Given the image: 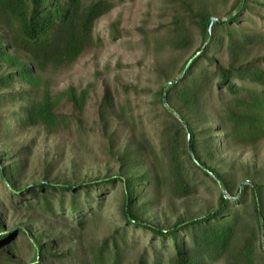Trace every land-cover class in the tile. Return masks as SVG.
Instances as JSON below:
<instances>
[{"label": "rangeland", "instance_id": "rangeland-1", "mask_svg": "<svg viewBox=\"0 0 264 264\" xmlns=\"http://www.w3.org/2000/svg\"><path fill=\"white\" fill-rule=\"evenodd\" d=\"M211 1V17L224 20L233 0ZM255 1L264 5V0ZM186 4L188 0H118L95 21L91 45L70 64L43 72L41 81L46 83L51 95L71 86L76 92L85 90L86 99L81 111L64 98L60 99L54 111L65 115L67 123L57 129L15 126L10 130L7 143L12 153L22 160L16 186L25 187L42 180L71 186L102 181L120 176V171L132 161L137 166L132 170L145 171L150 176L149 181L142 180L135 187L130 205L143 222L167 228L177 220L198 217L214 209L218 193H223L233 201L232 209H237V226L228 253L210 264H264L260 232L254 240L250 261L247 263L238 255L243 237L254 225L251 188L255 185L264 210V137L247 145L231 141L217 109L223 98L210 94L205 99L206 118L193 127L200 161L222 176L228 190L197 169H191V183L195 186L187 195L176 193L170 183L167 160L161 152L162 113L155 93L163 77L177 76L179 66L200 43L199 30L194 29L189 47L174 49L170 44L171 20L176 15H184ZM254 12L264 14V6H255ZM252 25L259 26L255 20ZM248 51L250 55L264 53V41ZM216 57L225 62L224 52ZM18 87V83L12 85V88ZM104 91L111 97V103L107 109L100 110ZM19 105L2 101L0 119L16 112ZM203 136L211 137L210 152L204 153L200 148ZM124 144L128 145L126 156L119 161L117 151ZM239 188L244 190L243 194L238 192ZM122 189V183L116 179L99 206L94 200L90 202L92 212L78 226L69 212V191L63 193L61 204L56 197H49L51 211L41 202L12 211L0 180V233L12 232L7 244L0 245V251H5L10 260L0 256V264L30 261L33 249L26 231L41 240H56L48 250L51 254L46 256V264H90L100 240L123 225ZM93 196L92 191L90 197ZM236 198L241 203L234 204L238 201ZM129 232L132 236L129 235L120 264H135L148 237L140 228ZM66 251L70 253L63 256Z\"/></svg>", "mask_w": 264, "mask_h": 264}, {"label": "trees", "instance_id": "trees-1", "mask_svg": "<svg viewBox=\"0 0 264 264\" xmlns=\"http://www.w3.org/2000/svg\"><path fill=\"white\" fill-rule=\"evenodd\" d=\"M116 1L0 0V103H20L16 112L0 119V144L3 148L0 151V180L7 193L8 208L17 211L41 202L51 211L49 197H56L61 204L63 193L69 191V212L73 214L75 224L80 226L92 212L90 202L94 200L99 206L104 194L114 187L117 179L123 186L120 207L123 225L114 228L100 240L90 264H120L131 238L129 235L132 236L129 230L134 228H140L148 234L135 264L216 262L228 253L237 226V209H232L233 201L223 193H218L214 209L161 228L143 222L130 208L135 187L142 180L145 183L150 180L147 172L138 173L134 170L137 166L132 161H128L127 167L120 171V176L106 177L102 181L71 186L42 180L25 187L16 186V174L22 167V160L12 153L7 143L8 133L15 126H42L51 130L64 126L67 123L66 116L54 111V106L61 98L77 111L83 109L85 90L76 92L69 86L51 95L46 83L41 81L42 74L45 70H56L70 64L91 45L95 21ZM211 2L188 0L184 15L172 18V48L189 47L191 32L196 29L200 33V43L187 59L196 51L198 54L184 70L187 59L182 62L177 76L163 77L155 93L162 113L159 121L161 152L167 160L172 189L181 195H187L195 186L191 183V169L199 170L211 181L219 182L223 190H228L222 176L200 161L195 138L193 124L206 118L204 105L210 94L223 98L217 109L221 121L227 126L231 141L247 145L264 137V53L250 55L248 51V48L264 41V14L254 12L255 6L264 5L255 0H233L226 18H217L207 31L206 23L212 15L209 8ZM254 20L258 22V27L252 25ZM220 52L225 54L224 63L216 57ZM168 81L172 82L166 84ZM14 83L20 87L12 88ZM39 87L41 89L36 95ZM110 103L111 97L104 91L98 109H107ZM184 127L190 135L188 150ZM210 140L209 136L202 137L200 148L204 153L210 152ZM127 147L124 144L117 151L119 161L126 156ZM151 180L155 181V178ZM237 190L241 194L244 192L240 188ZM92 191L94 196L90 197ZM239 198L234 204L241 203ZM251 204L254 225L243 237L238 255L247 263L250 261L254 240L260 232L263 244L261 258L264 263V210L256 185L251 188ZM26 232L33 249L27 264H46V256L51 254L48 250L53 248L56 240H41L38 235ZM11 236L12 232L0 233V245L7 244ZM69 253L66 251L63 256ZM0 256L10 260L5 251H0Z\"/></svg>", "mask_w": 264, "mask_h": 264}, {"label": "water", "instance_id": "water-1", "mask_svg": "<svg viewBox=\"0 0 264 264\" xmlns=\"http://www.w3.org/2000/svg\"><path fill=\"white\" fill-rule=\"evenodd\" d=\"M216 19H217V18H215V17H210V18L208 19V21H207V23H206V29H207V31L209 30V27H210L211 23H212L213 21H215ZM196 54H198L197 51H196L191 57H189V58L186 60L184 66H183V70L187 67V65L189 64V62L192 60V58H193ZM183 70H182V71H183ZM171 82H172V81H168V83H166V84H169V83H171ZM162 102H164L163 97H162ZM184 131H185V139H186L187 150H188V141H189V137H190V135H189L188 129H187L186 127H184Z\"/></svg>", "mask_w": 264, "mask_h": 264}]
</instances>
